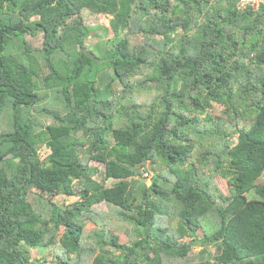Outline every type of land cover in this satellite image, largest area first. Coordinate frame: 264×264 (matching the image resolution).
<instances>
[{
	"label": "trees",
	"instance_id": "1",
	"mask_svg": "<svg viewBox=\"0 0 264 264\" xmlns=\"http://www.w3.org/2000/svg\"><path fill=\"white\" fill-rule=\"evenodd\" d=\"M84 10L108 23L84 25ZM91 29L106 36L103 45L85 46ZM51 91L63 111L43 108L51 115L43 123L28 108ZM5 109L0 264H36L30 248L56 243L57 234L66 254L98 247L91 264H264V6L0 0ZM215 177L226 179L228 193L214 191ZM54 195L77 200L63 207ZM99 204L124 226L104 222ZM87 220L98 225L97 247L82 243ZM194 244L216 252L196 261Z\"/></svg>",
	"mask_w": 264,
	"mask_h": 264
},
{
	"label": "rangeland",
	"instance_id": "2",
	"mask_svg": "<svg viewBox=\"0 0 264 264\" xmlns=\"http://www.w3.org/2000/svg\"><path fill=\"white\" fill-rule=\"evenodd\" d=\"M83 17H84V25H87L89 27H93L96 24H107L108 23V18L102 16L101 14H92L86 10L82 11ZM35 17V13H29V14H25L24 18H29V19H33ZM143 23L147 22L146 18L144 17L142 19ZM99 31L95 30V29H91V31L85 36L84 38V43L85 46L87 48H91L93 47L94 44L98 43L99 40H105L106 36H103L101 34L97 35ZM179 31L175 32L173 34L174 38L177 37V35H179ZM25 38L28 39L29 43L36 45L38 44V39L35 37H31L29 34H25ZM104 43V42H103ZM103 43L99 42L98 44L103 45ZM152 49H155V47H152ZM160 55L157 53H153L152 54V58L157 59ZM53 91L50 92L49 96H44L42 98V100H40L39 102H37L35 105L31 106L32 108H28L31 117H35V119H38L40 121H42L43 123H49L51 121V115L48 112H41V110L43 108H49L50 110H58L60 112H62L63 110L61 109L62 104H60V101L55 100V97L52 93ZM57 103V104H56ZM214 105H216L218 108L222 107V105H218L216 103H213ZM7 110H3L0 113V124H4V122L7 119ZM1 129V126H0ZM228 130L231 131L232 127L230 126V124H228ZM231 136H229V143L232 144V140H234L233 138H235L234 136H236L237 134H230ZM112 141V138H109ZM232 139V140H230ZM40 153H42V155L44 154L43 149L39 150ZM89 164L91 166H96L97 168H101V165L99 163H97L94 160H90ZM148 165V163H147ZM150 166V165H149ZM160 168L164 170V166L161 165V163L159 161H157L156 165L154 167ZM142 169V177L143 180L146 184H149L150 182V178L152 176V171L148 168V166L146 167L145 165L143 167H141ZM139 175H136L134 178L136 179H140ZM98 180H101V178L97 177ZM142 180V181H143ZM112 180L107 181V183L105 185L109 186L112 184ZM137 182V181H136ZM139 183V182H138ZM213 185L215 186L214 191L215 192H222V193H228V186L226 183V179L224 178H220V177H215V179L212 181ZM137 183L133 182V185H135ZM29 200H37V194L35 193V190H32L30 192L29 195ZM49 199H51L53 202L57 203L60 206H66L68 203H72L75 200H77L76 196H72V197H67L66 195H54L51 196ZM42 213H46L48 212V208L46 206V202L44 204H42ZM98 211L102 212L105 211L107 214L106 216H102L101 219L105 222L107 219H112L113 217H115V222L114 224L118 227V225H120L122 223V219L121 218H117L114 214L111 213V209L109 207H107L105 204H99L97 206ZM98 217V216H97ZM114 219V218H113ZM125 222L122 223V225L124 226ZM116 227V228H117ZM98 228V225H96L95 223H93L90 220H87L85 222L84 225V233H83V240L82 243L83 244H88L89 246H96V242L95 240L97 239L96 236H92V232ZM117 232V231H116ZM118 233H120V239L123 240H127L128 236L126 234H124L123 232L118 231ZM112 234V230L109 229L106 233L105 236L108 237ZM60 234L56 235V243H53L51 245H48V247H34V248H30V254H31V258H35L37 259V263L36 264H57V262L61 263L62 260L67 261L69 264H86L85 263V258H88V264H91L92 258L95 254H97L98 251V247L97 249H95L94 251H92V254L87 255L86 251L84 252H80V254H66L65 251L66 249L64 248L63 244L60 242L59 239ZM202 248H205L202 250ZM103 249H108L111 252H115V250L113 249V246L107 244L105 246H103ZM86 250V248H85ZM200 250L202 252H200ZM191 256L192 253L194 254V257L197 260L202 259V258H206V257H213V255L216 252V248L213 245H197L194 244L191 246V250L189 251ZM115 254H120L119 252H115ZM193 259V256H192ZM56 262V263H55Z\"/></svg>",
	"mask_w": 264,
	"mask_h": 264
},
{
	"label": "built area",
	"instance_id": "3",
	"mask_svg": "<svg viewBox=\"0 0 264 264\" xmlns=\"http://www.w3.org/2000/svg\"><path fill=\"white\" fill-rule=\"evenodd\" d=\"M235 6L238 10L251 8L253 12H257L261 6H264V0H235Z\"/></svg>",
	"mask_w": 264,
	"mask_h": 264
}]
</instances>
